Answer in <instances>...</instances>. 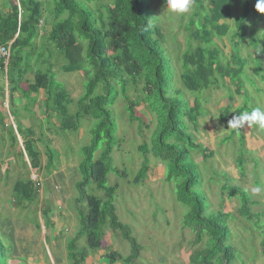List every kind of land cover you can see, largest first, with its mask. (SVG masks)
<instances>
[{
  "label": "rangeland",
  "instance_id": "374dc122",
  "mask_svg": "<svg viewBox=\"0 0 264 264\" xmlns=\"http://www.w3.org/2000/svg\"><path fill=\"white\" fill-rule=\"evenodd\" d=\"M39 1L43 8L41 36L38 40V44H41L53 22L50 9L54 0ZM238 1L241 6L242 0ZM5 4L6 0H0V9L7 12L9 9ZM149 5L157 26L162 30L163 47L168 56H165V63L169 70L170 65L172 66L175 74L171 95L185 100L189 106H192L194 99L198 101L197 120L189 122L185 119L186 132L192 136L194 142L212 152L210 157L204 159L201 152L192 149L188 151L190 161L199 174L195 191L205 197L208 214L219 211L228 214L229 244L236 249L233 264H264V132L255 126L248 128L245 125L239 131L228 127L229 120L236 115L235 110L242 106H246L247 111L256 107L264 110V54L255 58L250 44L253 36L260 39L264 23L258 25L257 31L251 32L252 25L248 22L246 37L242 40L239 37L231 38L234 32L233 21L229 24L230 29L226 36L212 34L211 47L218 50L221 65L236 66L232 61L234 56L246 59L247 65L239 75V83L230 82L229 79L223 82L217 77V83L213 82L208 89L192 94L183 88L179 75L182 72L180 56L198 43L188 37L185 29L194 5L192 4L188 13L182 15L168 11L165 0H150ZM240 6L233 7L234 16L240 12ZM89 7L94 9L92 4ZM54 60L56 81L64 86L73 100V104L68 107L69 113L73 114L77 110L75 102L83 94L86 76L82 72L63 73L60 70L61 60ZM2 67V115H7L4 116L7 121L13 119L20 131V135H17L13 124L8 122L7 127L2 124L0 132V186H4L1 188L3 195L0 197V238L12 248L7 262L70 264L66 245L80 229L77 209H86L83 201L79 204L76 202L80 198L75 187V183L81 179L78 164L82 158V148L91 142V131L96 121L85 117L80 119L76 130H60L56 118L53 117L49 123L45 122L42 106L38 104L41 98L35 94H31L36 102L34 107L16 94L11 105L17 116L10 119L4 64ZM30 77L27 74V78ZM141 87V82L129 84L125 93L128 100L136 104L137 121L129 122L121 93L110 107L116 128L115 147L111 152L112 167L124 170L126 176L120 177L115 172H109L106 185L116 186V215L121 223L130 227L132 236L141 246L139 258L133 264H190L189 256L195 250L203 248L205 241L193 246L191 230L182 227L186 208L175 199L174 183L165 181V163L148 153L149 169L145 179L138 184L131 182L142 160L138 146L146 144L149 148L156 125L154 114L143 102ZM100 93L98 88L94 95ZM228 106V118L223 120L221 117ZM31 128L32 131L29 132L28 129ZM39 131L42 132L40 136ZM28 134H32L34 139L39 162L29 160L23 150V138ZM38 137L42 140H38ZM46 144L53 152L50 169L45 168ZM102 145L103 142H100L94 159L100 156ZM17 180L34 183L33 200L18 204L14 201L11 189ZM258 186L262 190L254 193L253 189ZM231 187L246 191L251 201L255 202L250 207L254 214L251 221L240 215V201L230 191ZM83 195L101 197L102 192L93 183H89L83 189ZM46 209L57 215L54 226L48 215V222L43 216ZM97 233L101 247L96 250L86 247L84 237L79 239L78 246L87 251V257L81 264H110L105 259L109 253L116 252L122 256L129 254L128 242L107 225L101 227Z\"/></svg>",
  "mask_w": 264,
  "mask_h": 264
},
{
  "label": "trees",
  "instance_id": "16d2710c",
  "mask_svg": "<svg viewBox=\"0 0 264 264\" xmlns=\"http://www.w3.org/2000/svg\"><path fill=\"white\" fill-rule=\"evenodd\" d=\"M255 3L256 0H242L240 6L238 0H193L194 10L185 29L188 37L198 43L180 56L182 72L179 77L187 92L196 94L208 89L217 77L223 82L229 79L230 82L239 83V75L247 60L234 56L232 61L236 66L221 65L218 50L211 47V35L226 36L231 21L234 28L231 38L244 39L248 22L252 25L251 32L257 31L258 25L264 23V14L255 10ZM149 4L150 0H54L50 9L53 22L44 41L38 44L43 19L42 3L39 0H6L5 6L9 10L4 12L0 9V45H10L9 61L5 66L10 115L17 116L11 105L16 94L26 99L32 107L36 102L31 94H35L42 100L45 122L56 118L60 130H76L81 118L89 117L96 121L91 131V142L82 148V158L78 164L81 179L75 183L80 193L76 202L79 204L83 201L86 209H77L80 229L67 242V257L70 264L83 263L87 251L78 246L79 239L84 237L86 247L96 250L101 247L97 231L107 225L128 242L129 254L122 256L111 252L105 259L110 264H133L139 258L141 246L132 236L130 227L119 221L114 206L116 186L106 185V177L109 172L126 176L124 170L112 167L111 152L115 147L116 128L110 107L121 93L129 122L137 121L136 104L128 100L125 93L129 84L141 82L143 102L154 114L156 125L149 148L146 144L138 146L142 160L131 182L138 184L145 179L149 169L148 153L164 162L165 181L174 183L175 199L186 208L182 227L191 230L193 246L205 241L203 248L189 256V263L233 264L236 249L229 244L228 214L222 211L208 214L205 197L195 191L199 174L190 161L188 151L197 150L204 159L212 155L207 147L194 142L186 132L185 119L189 122L197 120L198 101L194 99L192 106H189L185 100L171 95L175 74L169 60L171 70L165 63L167 55L162 30L157 26ZM239 6L240 12L234 16L233 7ZM250 44L255 58L264 54V30L260 33V39L253 36ZM57 58L62 62L61 72H82L87 79L82 96L75 102L77 110L73 114L68 111L73 100L64 86L56 81L53 67ZM2 66L0 58L1 70ZM27 74L31 77L27 78ZM98 88L101 93L94 95ZM0 95H4L2 87ZM229 109V106L225 108L221 119L228 118ZM1 110L0 105V124L4 126L7 119ZM247 110L246 106H242L235 110V114ZM16 126L19 134V126ZM28 130L30 132L32 128ZM39 132L38 135H42ZM31 135L23 138V150L29 160L39 162V152ZM38 140L42 139L38 137ZM100 142H103L100 156L94 159ZM44 153L45 168L50 169L53 152L48 144ZM89 183L102 192L101 197L83 195V189ZM230 191L240 201V215L251 221L254 214L250 207L255 202L238 187H231ZM12 194L17 204L30 202L34 198V183L17 180L12 186ZM48 213L47 209L43 211L46 222ZM11 249L0 238V264H8Z\"/></svg>",
  "mask_w": 264,
  "mask_h": 264
},
{
  "label": "clouds",
  "instance_id": "9594fccd",
  "mask_svg": "<svg viewBox=\"0 0 264 264\" xmlns=\"http://www.w3.org/2000/svg\"><path fill=\"white\" fill-rule=\"evenodd\" d=\"M168 11L179 15L188 13L193 4V0H165ZM254 8L257 12L264 14V0H256ZM251 128L255 126L258 130L264 132V110L259 107L253 108L251 111H245L238 115H234L228 122V127L239 131L244 126ZM261 187H255L254 193H259Z\"/></svg>",
  "mask_w": 264,
  "mask_h": 264
},
{
  "label": "crops",
  "instance_id": "0c3cea01",
  "mask_svg": "<svg viewBox=\"0 0 264 264\" xmlns=\"http://www.w3.org/2000/svg\"><path fill=\"white\" fill-rule=\"evenodd\" d=\"M38 102H39V103H38L39 106L41 107V105H42V100H40V101H38ZM36 115H37V114H35V116H36ZM5 116H7V115H5ZM8 116L10 117V119L13 118L11 115H8ZM37 116H38V115H37ZM6 118H7V117H6ZM8 122H9L10 124H11V123L13 124L12 127L14 128V130H15V132H16L15 121H13V119H12L11 121H7V123H8ZM18 122H19V121H18ZM1 126H2V125L0 124V132H1V130H2V129H1ZM3 127H7V124L4 125ZM16 133H17V132H16ZM17 135H18V134H17ZM68 160H70V159L68 158ZM63 162H64V161H63ZM63 166H64V165H63ZM7 186H10V185H7ZM12 186H13V185H12ZM2 187H4V186H0V197L3 195V193L1 192V188H2ZM11 191H12V189H11ZM47 210H48V209H47ZM48 216H49V220H51V222H52V224H53V226H54V224L57 223V222H56V221H57V218H56L57 215H56L54 212H49V213H48Z\"/></svg>",
  "mask_w": 264,
  "mask_h": 264
},
{
  "label": "built area",
  "instance_id": "2783aa9c",
  "mask_svg": "<svg viewBox=\"0 0 264 264\" xmlns=\"http://www.w3.org/2000/svg\"><path fill=\"white\" fill-rule=\"evenodd\" d=\"M9 56H10V45L9 44L0 45V58L4 66L8 64Z\"/></svg>",
  "mask_w": 264,
  "mask_h": 264
}]
</instances>
